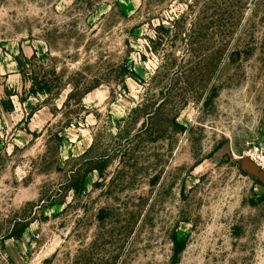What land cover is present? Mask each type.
<instances>
[{
  "label": "rangeland",
  "instance_id": "rangeland-1",
  "mask_svg": "<svg viewBox=\"0 0 264 264\" xmlns=\"http://www.w3.org/2000/svg\"><path fill=\"white\" fill-rule=\"evenodd\" d=\"M0 264H264V0H0Z\"/></svg>",
  "mask_w": 264,
  "mask_h": 264
},
{
  "label": "trees",
  "instance_id": "trees-1",
  "mask_svg": "<svg viewBox=\"0 0 264 264\" xmlns=\"http://www.w3.org/2000/svg\"><path fill=\"white\" fill-rule=\"evenodd\" d=\"M176 20L177 19H174V18H172L171 20H170V22H169V25H171V27L173 28V24L176 22ZM155 29L157 30V32L160 30V29H163L164 30V32L165 33H167L169 30L171 31V28L168 26V27H165L164 25H162V24H158V26L157 27H155ZM127 76H131V77H134L135 75L133 74V73H127ZM39 92H44V93H48L49 92V89H45V88H42V87H40V88H38L37 89ZM159 109V105L156 107V109H154L155 111H153V114L152 115H155V113H156V110H158ZM183 247H184V241H180V240H176L175 238H174V251H175V254L177 253V252H179L180 250H182L183 249Z\"/></svg>",
  "mask_w": 264,
  "mask_h": 264
}]
</instances>
